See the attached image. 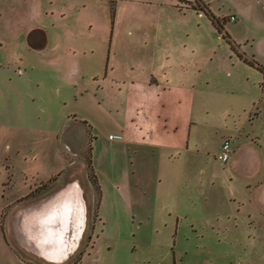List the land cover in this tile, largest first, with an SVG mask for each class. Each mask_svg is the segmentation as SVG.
Here are the masks:
<instances>
[{"label":"rangeland","instance_id":"1","mask_svg":"<svg viewBox=\"0 0 264 264\" xmlns=\"http://www.w3.org/2000/svg\"><path fill=\"white\" fill-rule=\"evenodd\" d=\"M35 1L32 9L29 0H0V264H54L16 243L9 215L52 192L69 166L77 167L88 213L82 254L65 264H264V0H193L199 14L170 8L173 0H117L108 29L80 26L85 0ZM61 7L65 17L54 11ZM159 25L180 51L193 52L187 65L196 81L198 150L172 159L129 146L122 103L93 84L109 57L122 62L147 50L142 39ZM34 26L49 30V50L28 45ZM67 57L82 67L74 82L62 71ZM255 97L262 100L251 122ZM250 130L262 165L248 177L217 153L230 134L233 156L252 142Z\"/></svg>","mask_w":264,"mask_h":264},{"label":"crops","instance_id":"2","mask_svg":"<svg viewBox=\"0 0 264 264\" xmlns=\"http://www.w3.org/2000/svg\"><path fill=\"white\" fill-rule=\"evenodd\" d=\"M85 1L78 5L77 21L80 26L89 25L88 27L94 28V25H104L108 29L112 24L115 27V17L119 5L117 0H100V3H97V0ZM181 1L184 0H173L172 4H169L170 8L173 7L180 12L189 10L196 14L200 13L199 9H203L201 4H196L197 0L194 4H191L194 2L193 0H188L187 4H183ZM29 2H33L29 3L32 5V9L33 5H39L35 0H29ZM98 9H101V13L98 12ZM35 10L36 16L42 13V9L36 8ZM54 11L62 17L66 15L65 8L54 9ZM160 26H158L156 33L142 39V45L144 48H148L147 50H139L133 54L132 59L128 58L122 62L114 60L110 63L109 57V62L104 68L103 78L95 76L93 84H96L94 88L98 89H100L101 83L106 85L107 93L122 103L124 119L122 129L129 136V140H127L129 146L130 144L139 146L144 154L158 151L160 153L166 152L170 155L169 159H172L176 157L175 155L181 156L198 150V145L195 144L197 147L195 149L192 143L193 130L199 124L194 118L196 81H193L195 77L194 74L192 75L194 72L192 66L187 65L191 63L193 52L180 51L175 36L170 32L163 36L159 33ZM113 34L111 41L114 42ZM25 38L29 46L43 49L44 52L51 47L49 30L43 26L28 28L25 32ZM57 57H53L51 60H56ZM75 60L73 57L64 59L65 67L62 71L64 75H67L70 82L79 80L82 74V67L78 58L77 62ZM261 100L262 98L260 100L257 97L253 98V103L248 112L250 121L252 120L251 115ZM245 112L247 113V110ZM252 124L254 125V122ZM227 129L231 130L229 127ZM236 130V132H240L239 129ZM255 131H249L252 142L240 147L238 152L234 151L235 153L233 156L231 154L230 157V167L240 169L248 177L256 175L262 165L261 152L254 145L255 142L257 144L259 142L257 139L255 141V135H251ZM229 136L230 134H225L222 141L227 138L233 141V138ZM117 138L122 139L123 137L110 139L115 140ZM247 158L249 162H245ZM69 167L70 169L64 177L60 180L57 178L52 191L62 187L66 188L52 195H49L51 192L46 193L45 196L27 200L19 205L17 202L15 204L17 206L11 210L9 215L11 219L10 233L16 243L23 250L34 252L47 262L61 261L67 258L77 247V227L72 237L71 231L74 219L77 220V180H81L77 176V167ZM251 185L252 183L246 184V187L249 189ZM257 188L258 186L255 190ZM67 190L72 193H66ZM261 193H264V190ZM47 195L49 197H46ZM263 198H259V200L262 202ZM40 199L43 202L40 201V203ZM262 206L264 209V205ZM249 215L252 214L249 213ZM81 225L79 227L80 233L82 231ZM13 230L19 242L16 240ZM50 233L57 234V242H50L46 238ZM40 234H42L43 239ZM66 262L68 260L61 264Z\"/></svg>","mask_w":264,"mask_h":264},{"label":"water","instance_id":"3","mask_svg":"<svg viewBox=\"0 0 264 264\" xmlns=\"http://www.w3.org/2000/svg\"><path fill=\"white\" fill-rule=\"evenodd\" d=\"M78 179H79V178H78ZM77 187H78V190H79V195H80V197H81V200H82V202H83V204H84V206H85L84 224H83V229H82V231H81V233H80V235H79V241H78V243H77V247L75 248L74 251H72V252L68 255L67 258L62 259L61 261H60V260H54L53 262H52V261H49V262H51V263L61 264L62 262L69 260V258H71L72 255H74L76 252H78V250H79V248H80V245H81V241L83 240V238H84V236H85L86 228H87V213H88V206H87V200H86V198H85L84 189L82 188V185H81L80 181H78V180H77ZM64 188H66V187H62V188L56 189L55 191H52L49 195H52V194H54V193H56V192H58V191H60L61 189H64ZM49 195H47L46 197H49ZM44 198H45V197H44ZM44 198H42V199H44ZM42 199H40L39 202L42 201ZM39 202H38V203H39ZM38 203H37V204H38ZM29 217H32V216H29ZM78 226H79V220H78V218H77V220L74 219V224H73V228H72V231H71V237H72L73 234H75L74 231L76 230V227H77V229H78ZM36 228H38V227H36ZM33 253H34V252H33ZM35 254H36V253H35ZM36 255H37V254H36ZM38 256H39V255H38ZM40 257H41V256H40Z\"/></svg>","mask_w":264,"mask_h":264},{"label":"bare ground","instance_id":"4","mask_svg":"<svg viewBox=\"0 0 264 264\" xmlns=\"http://www.w3.org/2000/svg\"><path fill=\"white\" fill-rule=\"evenodd\" d=\"M66 193H72L70 192L69 190L65 191ZM65 192H63V194H65ZM76 193H77V218L79 220V226H78V229H77V243L79 241V235H80V232H79V227L80 225L82 226V229H83V221H84V215H85V206L81 200V197L79 195V190H78V187H77V190H76ZM53 197V196H52ZM49 199V198H48ZM43 202V201H42ZM41 203V202H40ZM29 208V207H28ZM27 210V209H26ZM22 212V211H21ZM21 219V218H20ZM19 220V219H18ZM19 222V221H17ZM17 228V227H16ZM14 231V230H13ZM40 237L43 239V236L42 234H40ZM38 238V237H37ZM50 242H53V241H58L57 239V234L56 233H50L48 237H46ZM45 240V238H44ZM21 244V243H20ZM22 245V244H21ZM50 250H53V249H50Z\"/></svg>","mask_w":264,"mask_h":264},{"label":"built area","instance_id":"5","mask_svg":"<svg viewBox=\"0 0 264 264\" xmlns=\"http://www.w3.org/2000/svg\"><path fill=\"white\" fill-rule=\"evenodd\" d=\"M232 19H235V16H231ZM117 137V135H110V138ZM232 153V141L231 139H225L223 143L221 144V147L217 153V158L223 161L224 163L227 162Z\"/></svg>","mask_w":264,"mask_h":264},{"label":"trees","instance_id":"6","mask_svg":"<svg viewBox=\"0 0 264 264\" xmlns=\"http://www.w3.org/2000/svg\"><path fill=\"white\" fill-rule=\"evenodd\" d=\"M224 22H225V20H224ZM245 57H244V56ZM243 55H241V53L239 54V56L242 58V59H244L245 61H247L248 63H250L251 65H255V63H256V61H255V59L254 58H252V59H250V58H248L247 57V55H245V54H243ZM258 67V66H257ZM259 68V67H258ZM260 69V68H259ZM261 71L264 73V69H262V67H261ZM91 148V147H90ZM90 163L92 164V162H91V159H90ZM94 181L95 182H97V175L94 173ZM55 179V181L57 180V178L55 177L54 178ZM26 199V198H25ZM79 251V250H78ZM80 252V254L79 255H81L82 254V251H79ZM79 260H80V257H77Z\"/></svg>","mask_w":264,"mask_h":264},{"label":"flooded vegetation","instance_id":"7","mask_svg":"<svg viewBox=\"0 0 264 264\" xmlns=\"http://www.w3.org/2000/svg\"><path fill=\"white\" fill-rule=\"evenodd\" d=\"M242 51H243V50H242ZM244 51H245V50H244ZM244 51H243V52H244Z\"/></svg>","mask_w":264,"mask_h":264}]
</instances>
